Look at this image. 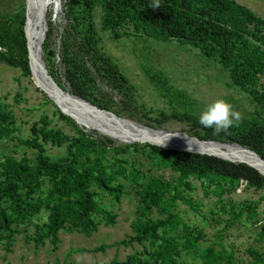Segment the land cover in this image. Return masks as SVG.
Segmentation results:
<instances>
[{"label": "trees", "instance_id": "16d2710c", "mask_svg": "<svg viewBox=\"0 0 264 264\" xmlns=\"http://www.w3.org/2000/svg\"><path fill=\"white\" fill-rule=\"evenodd\" d=\"M62 6L69 22L61 51L57 52L50 43L52 27L49 24L41 46L42 60L52 80L65 89L57 79L56 58L59 56L68 92L98 108L112 111L113 106L97 99V79L89 64L97 72L99 81L120 91L128 101L131 98L129 92H134L132 85L100 47L99 32L124 29L130 30L128 35L158 42L177 40L190 45L206 59L215 61L226 73L231 85L246 93L250 101L261 104L264 100V19L236 0H65ZM24 15L22 7V10L9 16H0V65L17 69L23 78H29ZM73 32L78 41L74 37L70 42ZM180 100L173 105L182 106ZM45 103L53 105L47 98ZM231 107L241 119L226 132L217 133L203 127L198 123L199 117L190 111L170 110L152 119L159 126L170 120L188 123L193 138L216 144L239 145L264 160V116L241 105ZM124 108L127 107L124 105ZM55 115L71 127L72 136L50 128L47 118L41 117L39 123L32 125L30 136L19 140L36 151L34 161L10 155L0 161V241L5 252L10 251L15 236L21 233L19 228L37 219L43 211H46L44 222L35 223L34 233L29 237L35 247L42 246L45 239H49L55 247L59 241L58 232L67 226L82 233L96 231L97 215H101L107 225L114 224V216L98 203L99 192L91 190V186L119 200L122 185L115 184L116 175L127 177L124 168L127 161L115 155L130 149L139 151L137 144L111 146L112 140L86 132L57 109ZM12 122L10 114L0 112V140L10 138L14 132ZM48 143L56 146L64 144V156L53 160L46 153ZM141 147L151 160L177 173L178 182L172 186L151 179L141 187L138 194L144 204L142 210L148 213L152 206L160 205L166 216L157 220L137 218L131 225L133 235L119 244H137L142 251L133 252L123 261L113 259L109 264H197L180 260V251L190 248L199 253L197 256L201 261L198 264H219L222 259L226 260L225 264H233L230 253L215 252L211 248L198 250L193 239L185 237L184 242H179L178 238L182 235L169 236L179 224L187 229L169 208L177 199L188 201L178 186L189 179L213 184L223 191L240 182L250 188L264 189V176L244 163L212 155L168 150L171 148L149 144ZM107 155L114 157L116 172H108L103 164ZM168 190L172 191V196L164 202L162 198ZM243 211L240 208L232 212L231 218L240 217ZM103 249L104 246L94 251ZM247 252L252 264H264V257L258 251L248 248Z\"/></svg>", "mask_w": 264, "mask_h": 264}, {"label": "rangeland", "instance_id": "374dc122", "mask_svg": "<svg viewBox=\"0 0 264 264\" xmlns=\"http://www.w3.org/2000/svg\"><path fill=\"white\" fill-rule=\"evenodd\" d=\"M236 1L264 19V0ZM25 2L0 0V16H9L22 10V7L26 9ZM64 2L65 0H57V10L52 5L53 2L48 3L50 5L45 9L43 17L46 31L49 30V24L52 27L50 43L57 52L61 51L69 22L62 6ZM129 32V29L99 32L101 49L134 89V92H129V101L120 91L99 81L97 72L89 64L97 79V99L106 105L111 103L113 108L109 112L121 119L113 114L108 115L166 137L183 136L193 142L201 140L191 137L190 124L170 120L159 126L152 118H158L160 113L170 110L190 111L199 117L207 104L218 99L226 101L229 105H241L248 111H257L264 116V100L261 104L250 101L246 93L231 85L226 73L215 61L206 59L197 49L181 41L158 42L147 37L128 35ZM70 35L69 40L74 37L77 39L74 32ZM44 40L45 35L41 46ZM56 65L57 79L68 91L59 56L56 58ZM45 98L50 100L31 77L23 78L19 70L0 65V112L12 116L11 128L14 129L10 138L0 140V161L7 155L34 161L36 151L27 148L19 140L30 136L32 125L39 123L41 117L47 118L50 128L60 130L68 136L74 134L71 127L55 115L56 109L61 112L58 107L52 100L50 101L54 106L45 103ZM179 98L182 106L173 105ZM124 105L127 108H124ZM125 109L129 112H125ZM129 115H132L131 118ZM72 121L86 132L109 138L112 140L111 146L134 144L115 139L99 129L87 130ZM130 127L131 125L124 126V130L129 132ZM136 144L139 151L130 149L129 152H119L115 155L116 158L127 161V164H124L127 177L116 175L115 184L122 185L119 200L101 193L94 185L91 186V190L99 192L98 203L114 216V224L107 225L101 215H97L96 231L82 233L67 226L58 232L59 241L55 247L49 239H45L42 246L35 247L29 237L34 233L33 225L44 222L46 211H43L37 219L30 220L19 228L21 233L15 236V242L9 252H5L3 242L0 241V264H109L113 259L123 261L133 252L140 253L142 247L139 245L127 246L119 242L128 240V237L133 235L131 225L137 218L162 219L166 212L162 211L160 205L152 206L148 213L144 212V204L138 193L151 179L174 186L178 177L177 173L147 156L141 146L148 143ZM45 149L53 160L65 154L64 144L56 146L48 143ZM113 159L114 157L107 155L103 160L108 172L117 170ZM179 185L178 190L188 201L177 199L169 211L176 214L187 229H183L182 224H179L177 230L169 233V236L182 235L178 238L179 242H184L185 237L191 241L193 239L194 247L198 250L211 248L215 252L230 253L233 264H252L248 248L258 251L264 257V189L250 188L240 182L220 191L213 184L195 179H189ZM171 196L172 191L168 190L162 200L166 202ZM240 208L244 209L242 215L231 218L232 212ZM102 246L103 250L94 251ZM197 254L199 253L193 248L180 251V260L198 264L201 260ZM225 261L222 259L219 264H225Z\"/></svg>", "mask_w": 264, "mask_h": 264}, {"label": "bare ground", "instance_id": "6f19581e", "mask_svg": "<svg viewBox=\"0 0 264 264\" xmlns=\"http://www.w3.org/2000/svg\"><path fill=\"white\" fill-rule=\"evenodd\" d=\"M26 8V43L29 51L33 82L43 89L58 109L85 129H99L115 139L130 143H152L171 149H186L205 153H218L231 159H242L256 167L264 174V163L244 148L232 145L211 143L208 141L193 142L187 137H166L145 127L124 122L114 116L91 108L73 97L71 93H62L56 89L42 70L41 42L45 35L43 21L47 6L57 7V0H25ZM50 3V4H48ZM56 3V4H55ZM131 125L129 132L124 126Z\"/></svg>", "mask_w": 264, "mask_h": 264}, {"label": "clouds", "instance_id": "9594fccd", "mask_svg": "<svg viewBox=\"0 0 264 264\" xmlns=\"http://www.w3.org/2000/svg\"><path fill=\"white\" fill-rule=\"evenodd\" d=\"M240 119V114L233 110L231 105L222 99H218L206 105L199 115L198 123L219 133L221 131L226 132Z\"/></svg>", "mask_w": 264, "mask_h": 264}, {"label": "water", "instance_id": "95a60500", "mask_svg": "<svg viewBox=\"0 0 264 264\" xmlns=\"http://www.w3.org/2000/svg\"><path fill=\"white\" fill-rule=\"evenodd\" d=\"M25 20H24V27H23V32H24V34H25V39H26V19H27V14H26V9H25ZM45 31H46V27H45ZM26 46H27V43H26ZM27 52H28V64H29V69H30V77H31V79L33 78V75H32V68H31V64H30V58H29V51H28V46H27ZM41 63H42V70L44 71V73L46 74V76H47V78L50 80V82L53 84V86L56 88V89H58L59 91H61L62 93H67L68 91H66L65 89H62V88H60L53 80H52V78L50 77V75L48 74V72H47V70H46V68H45V65H44V62H43V60H41ZM33 81V80H32ZM37 86V85H36ZM38 88H40V87H38ZM41 89V88H40ZM46 95H47V93L43 90V89H41ZM48 96V95H47ZM71 97H73V98H75V99H77V100H79V101H81V102H83V103H86V104H88L91 108H93V109H95V110H97V111H100V112H104V113H106V114H113V113H111V112H109V111H106V110H103V109H101V108H98L97 106H95V105H93L92 103H90V102H88L87 100H85V99H83V98H80V97H77V96H75V95H73V94H71L70 95ZM49 98V97H48ZM50 99V98H49ZM51 100V99H50ZM65 115V114H64ZM114 115V114H113ZM115 117H118V116H116V115H114ZM118 118H120V117H118ZM121 119V118H120ZM130 120V119H129ZM148 144H151V143H148ZM152 145H155V146H159V147H161V148H163V149H168V148H165V147H162V146H160V145H156V144H152ZM235 146H237V147H241V146H239V145H235ZM241 148H243V147H241ZM245 149V148H244ZM168 150H176V151H181V152H192V153H196V154H206V155H212V156H215V157H219V158H222V159H224V160H227V161H230V162H237V163H244V164H246V165H248V166H250V167H253L254 169H256L261 175H263L264 176V174H262L256 167H254L253 165H251V164H249L248 162H246L245 160H242V159H231V158H228V157H225V156H223V155H221V154H218V153H205V152H200V151H190V150H186V149H168ZM247 151H249V152H251L252 154H254L256 157H258L253 151H250V150H248V149H246ZM263 163H264V160L262 159V158H260V157H258Z\"/></svg>", "mask_w": 264, "mask_h": 264}]
</instances>
